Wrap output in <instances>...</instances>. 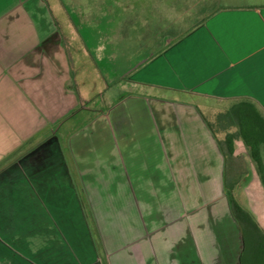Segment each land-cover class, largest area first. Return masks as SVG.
I'll return each mask as SVG.
<instances>
[{"label": "crops", "instance_id": "obj_1", "mask_svg": "<svg viewBox=\"0 0 264 264\" xmlns=\"http://www.w3.org/2000/svg\"><path fill=\"white\" fill-rule=\"evenodd\" d=\"M145 31L97 108L44 1L0 0V264H241L225 170H245L235 197L264 231L248 148L225 164L217 143L233 103L264 117V0Z\"/></svg>", "mask_w": 264, "mask_h": 264}, {"label": "rangeland", "instance_id": "obj_2", "mask_svg": "<svg viewBox=\"0 0 264 264\" xmlns=\"http://www.w3.org/2000/svg\"><path fill=\"white\" fill-rule=\"evenodd\" d=\"M53 16L72 60L75 81L95 80L96 102L106 92L112 98L119 86L113 78L131 73L146 47H137L142 32L174 25L185 29L216 6L219 0H43ZM128 27L127 43H121V28ZM136 50L138 54L136 55ZM95 67V69H94ZM131 71V72H130ZM113 78H112V77ZM110 77V78H109ZM105 78V79H104ZM84 79V78H83ZM106 80V82H104ZM231 171L228 172L230 180ZM78 177V175H77ZM79 181V179H78Z\"/></svg>", "mask_w": 264, "mask_h": 264}, {"label": "trees", "instance_id": "obj_3", "mask_svg": "<svg viewBox=\"0 0 264 264\" xmlns=\"http://www.w3.org/2000/svg\"><path fill=\"white\" fill-rule=\"evenodd\" d=\"M218 119L227 123L228 127L234 128V131L227 133L222 140L217 139L225 158V164H229L231 161L234 148L233 141L240 139L248 148L250 158L255 163L256 172L264 185L262 161V154H264V117L252 103L239 101L219 114ZM206 123L213 135H216L210 123L207 121ZM230 171L229 180V170H225L224 189L229 200L231 214L239 226L242 237L241 264H264V231L253 214L235 197V187L245 182L242 178L245 170Z\"/></svg>", "mask_w": 264, "mask_h": 264}]
</instances>
